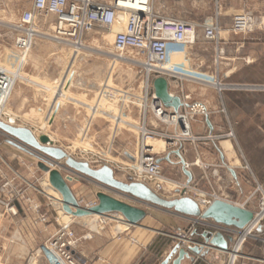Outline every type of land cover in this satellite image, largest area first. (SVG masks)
I'll list each match as a JSON object with an SVG mask.
<instances>
[{"label":"built area","instance_id":"1","mask_svg":"<svg viewBox=\"0 0 264 264\" xmlns=\"http://www.w3.org/2000/svg\"><path fill=\"white\" fill-rule=\"evenodd\" d=\"M4 1L16 6L23 5L26 8L21 11L18 23L13 27V52L17 56V61L11 69L0 68V106L4 105L11 97V93L18 82L16 78L23 71L28 53L34 46L38 34L36 28L42 19L52 15L54 22L51 30L54 33V38L75 46L82 45L81 38L95 27L112 29L118 25L119 28L114 33L112 42L113 50L119 55L130 50L135 51L140 59L134 63L138 65L141 77L144 79L141 97L134 96L127 91L119 92L118 94L122 98L119 116L114 118L107 114L108 117L114 119L115 124L113 127H115L118 124L117 119L121 121L120 116L132 117L130 106L123 104L125 100L127 99L128 104H134V102L129 101L130 99L139 102L137 115H135V120L138 121L137 124L121 122L128 127L129 124L136 126L132 129L137 131L136 153L133 155L131 165L120 168L123 175L131 182L144 184L153 193L167 200L186 196L189 192L200 196L202 194L201 198L193 199L201 212H204L215 200H222L246 209V202L242 205L233 203L220 191L204 193L191 183L187 185L185 182V185L181 184L184 186L179 185L175 188H169L167 184L169 182L172 184L174 181L164 177L163 164L169 165L168 163H171V160L168 157V161H158L164 158L162 157L163 153H170L175 150L181 151L183 143H195L200 140L198 136L193 135L191 124L196 122L194 119L197 115L207 116L209 111L202 102L191 101L187 103L185 100L190 99L189 95L185 96V100H182L184 105L178 112H174L172 108L164 107L161 101L156 100L152 86L153 80L162 76L164 78L172 77L180 82L192 81L198 85H209L218 94L224 89V85L221 84L215 74H203L185 69V66L181 64L169 70L164 68L165 65L171 64L175 56L184 55L188 47L194 43L196 39L194 25L182 20L168 19L157 15L150 0H108L105 3H100L97 0H0V5ZM253 25L254 21L249 15H236L232 20L231 30L235 33H245L250 31ZM202 35L205 41L215 43V50L220 51L217 0L214 20L203 25ZM114 97V90L104 85V89L96 96L97 102L95 104L99 106L101 101H108L113 106ZM87 129L88 127L80 129V141H84L88 137ZM209 138L212 139V137ZM154 141L163 142L164 148L162 151L156 152L149 146V143ZM78 152L86 156H94L92 151L78 150ZM85 161L91 168L96 167L97 169L106 165L111 169H119L118 163L109 162L102 158L93 161L88 157ZM95 163L98 165L93 166ZM195 163L198 164V160ZM184 167L188 170L190 164L185 162ZM234 181L237 185L239 184L236 179ZM257 190L264 197L262 187L258 185ZM16 201L27 204L35 215L37 222H47L48 215L42 212L37 202L21 196V191L14 179L3 181L0 185V206L3 207L4 213L15 215L14 203ZM134 201L141 203L137 200ZM77 202L84 209L92 208L98 204V200H90L85 203L79 199ZM258 214L254 213L253 221L244 230L216 224L212 220H204L200 217H188L193 221V224L207 227L213 234L203 235L199 238L197 235H192L191 229L188 233L175 232L169 237L173 239L174 246L177 249L182 248L188 252L190 248L198 249V255L204 257L207 264H264V235L253 234L254 231L257 233L263 232L261 222H264V217L255 224L249 235H243L247 228L253 224ZM109 216L111 215L97 216V218L103 224V220ZM117 216L114 218L126 228L124 231L115 229L114 235L125 234L129 227H136L128 225L121 215L118 214ZM217 233L222 234L227 241L225 250L210 243V240ZM77 242L78 238L71 229L70 223H62L55 233L40 245L35 256H42L47 264H86V260L76 253ZM130 242L136 244L134 239H130ZM258 243H262L259 248H257ZM143 248L145 249L144 246ZM254 249H258L262 256H256Z\"/></svg>","mask_w":264,"mask_h":264},{"label":"rangeland","instance_id":"2","mask_svg":"<svg viewBox=\"0 0 264 264\" xmlns=\"http://www.w3.org/2000/svg\"><path fill=\"white\" fill-rule=\"evenodd\" d=\"M97 1L100 3L108 2V0ZM198 2L200 3L197 4ZM170 3L171 4L167 7V9L171 15L175 16V18H178L176 20H182L186 22L188 21V19H193V16L196 13L199 14L198 11H201L202 9L203 11L208 10L211 20H214L216 13V0H171ZM217 3L219 8L220 27V17L222 13L221 0H217ZM24 8H26V6H16L7 1H4V3L0 5L1 68L11 69L14 63L17 61V56L13 52V27L18 23L20 13ZM242 14L249 15L253 19L254 25L250 31L239 33L238 35L249 40L250 43L254 45L252 49L255 53L264 55V20L256 18L257 15L251 14L248 11ZM53 22L54 17L50 15L46 19H42L37 26L36 30L38 34L35 39L34 46L28 53L26 65L23 71L18 74L16 78L20 83L18 85L24 84L21 82L22 80L39 82L37 79L33 78L31 71L38 72L47 70L48 68L50 70L51 68V70H58L59 76H62L65 73L69 74L73 72L93 73L94 76L97 77V81L95 82V89L97 92L96 96L101 92V90L104 89V85L110 87V89H113L115 94L112 102L113 106H111L108 101H101L98 106V104H95L97 102L96 98L92 102L86 104L88 113H91V115L96 117L98 120L104 121L107 125V129L101 128L108 131L105 136V143L98 145V139H96V136L93 137L92 129L88 128V137L84 139V141H80L78 139L71 144H64V147L61 149H65L64 151L68 153L72 158L81 162H86L85 160L90 157L93 161H96L98 158H102L109 162L118 163L119 169L112 168L114 177L123 183H130L131 181H129L123 175V171L120 168H124V166L132 164L133 155H135L137 149V131L132 129L136 128V126H131V124H129V128L127 125L121 122L124 121L132 124H137L138 121L135 120V115H137V105L139 104V102L130 99L129 101L134 102V104H128L129 102L127 101V99L125 100L123 104L128 105V107L130 106V113L132 114V117L128 118L125 115L120 116L121 121L117 119L116 122L118 124L115 127H113V125L115 124L114 119L108 117L106 114H109L114 118L119 116L120 107L122 106V98L118 94L119 92L127 91L134 96L141 97L140 94L144 84V79H142L141 77V71L138 65L132 64L133 62L139 60L140 56L137 55L135 51L131 50L123 53L122 55L117 54L113 50L112 42L114 33H116L119 28V26L117 25L112 29L95 27L91 32L84 35L81 38V44L87 48L86 50L79 51L76 55V58L72 60L74 49L71 45L57 42L58 40L54 38V33L51 30ZM203 43L209 46V51L201 55V57L203 58V62L212 66L211 74H215L218 76V80L222 85H224L225 89L228 85H226L227 83L219 78L218 69L222 55L219 53L220 51L215 50V43L208 41H205ZM3 54L9 55L10 61H4L2 56ZM117 56L127 57L130 61H132V63H128L125 61L121 62L123 60L119 61V57ZM113 59L115 61H113ZM168 67L169 69H171L170 65H168ZM243 72H245L246 77L242 79L240 86H238L239 89H241L240 92H225L227 94L226 96H224V89L220 94H218V92H216L211 86L206 85L211 89L199 87V89L195 90V88H193V95L190 101L204 103L207 106L208 111H215L213 107H217L219 109V115L221 116V123L224 125L219 130L220 135H226V138L230 139L233 144H235L236 142L239 146L238 148H240L239 150H241H238L239 161L236 163V165L241 164V168L239 169L242 175L238 176L239 184H236V182L234 181L235 179L233 180L231 176L226 172L227 170H224V174H220L217 170H214L213 172L215 173L216 171V173L214 174L215 176L213 175L214 178H210V185L216 191H210L208 193L220 191L224 195H226L233 203L242 205L246 202V209L254 213H259L262 208L261 204L264 200L262 193L257 190L259 185L264 191V180H262L261 176V172H264V63H261L259 67H256L252 70ZM46 86L51 91L52 89L55 90L54 86ZM17 87L18 86L16 85L14 93H16ZM24 87L29 86L26 85ZM200 89L203 90L201 91ZM51 91H49V94H47L51 95ZM56 93L62 95L61 91H57ZM13 96L14 95L9 98L6 107L2 110L0 120L15 127H22L23 122H20L16 119L18 113L12 109L11 101L13 99ZM221 99L224 104L223 106L221 105ZM32 115H36L37 117L42 118V116L38 114ZM196 119L198 120V115L194 120ZM250 120H252L254 126H251ZM22 121L26 120L23 118ZM27 129H29L36 138L41 135H46L48 137L50 136L53 139L57 138V135H52L53 131L49 127L42 126L40 127V129ZM50 137L49 139L52 142V139ZM53 145L56 147L59 146V144L55 145L54 143ZM78 150H88L89 152L92 151V154L94 156H86L80 154ZM230 151L232 153V150ZM63 164L64 162H60V165H55V169L59 170L64 176L69 175L68 171L62 167ZM96 165L98 164H93V166ZM163 165L164 177L168 180L174 181L172 182V184L170 182L167 184L169 188H175L176 186L178 187L179 185L185 183V176H183L182 174V166L179 163L175 167H171L166 163H164ZM198 165L202 166L204 165V162L201 161L200 163L198 161ZM94 169H96V167H94ZM257 171L259 172V174L256 173ZM45 175L46 174L39 169L36 172V177L33 180V186L35 190L34 193L36 195L44 194L47 197L45 198V200L50 203V211L55 210L58 216H60V218L62 219V223H70V227L75 233V230L78 227L80 228V226L76 224L78 220H76V218L68 216L63 211V209H61L55 202H53V196L57 197V195H55V190L51 189L55 194L53 192H47L49 193L48 195L44 191L42 183H45V179H47ZM81 184H85L84 186L87 185L86 182L82 181L78 183L68 184L69 187L72 188V191L77 189L78 193L76 194L78 198L76 200L80 199L85 203L90 200H97L96 194L98 192H104L128 204L135 203L138 206L140 205V208L145 210L146 218L141 223V226H136V228L129 227L127 232H125V234L122 233V235H114L116 232V228L114 227L119 224L114 216L106 217L105 220H103V224H97L96 220L98 218L95 217H90L87 220L89 228L92 229L93 226L94 229L92 230L94 232L98 231L99 233H104L106 230H109V232L111 233V235H109L110 238L115 240L117 244H121V247H126L127 249L138 251L140 255L146 254L147 251L149 252V250L152 249V251L158 254L160 253L162 255V258H164V252H166V250L170 249L174 245V241L171 237H169V235H173L175 232L188 233L192 228V224H190L192 222L189 221L190 219L188 217L177 215L172 210L143 205L128 198L127 196L120 195L116 192L104 189L102 187L96 190L87 185V189L81 192L79 190V186ZM240 185L241 189L239 188ZM206 187L209 189L208 185H206ZM58 195L61 197L59 193ZM52 213L53 212H51V214ZM261 224L263 225V232L257 233L256 231H254V235H264V222H261ZM194 226L198 227L196 224H194ZM121 228H123L122 230H124V227ZM133 230L138 231V233H143L144 235H131L130 232H132ZM79 236L81 235H76L78 239L80 238ZM84 236L85 239H82L79 247L86 246L87 241H89V239L95 235L89 234ZM130 239H134L136 241V244L131 243ZM147 240L153 241V244L152 242L151 244L146 243ZM261 244L262 243H258L257 248H259ZM143 246L145 247V249L143 248ZM254 254L258 257L262 256L258 249H254ZM84 259L86 260V262H88L86 258Z\"/></svg>","mask_w":264,"mask_h":264},{"label":"crops","instance_id":"3","mask_svg":"<svg viewBox=\"0 0 264 264\" xmlns=\"http://www.w3.org/2000/svg\"><path fill=\"white\" fill-rule=\"evenodd\" d=\"M170 2L171 0H150L152 8L157 15L168 19H178L171 15L167 9L171 4ZM221 3L219 53L222 57L218 68L219 78L228 85L223 90L224 93H236L240 92L241 89L238 86H240L242 79L246 77L243 71L259 67L261 63H264V55L255 53L252 49L254 45L249 40L231 30L232 18L248 11L257 15L256 18L264 20V0H221ZM198 12L201 16L196 13L193 19L186 21L195 26L197 34L195 41L188 47L184 55H178L173 58L170 68L173 69L176 65L181 64L185 66V69L211 74L212 66L204 63L201 57L202 54L209 51V46L203 43L205 40L202 35V27L211 21V17L208 10L203 11L202 9ZM2 56L4 61H10L9 55L3 54ZM118 59L119 61L123 60L121 62H127L124 59ZM31 74L39 82H33L28 79V81L22 80L21 82L24 84L18 85L20 83L17 82L16 93H14L15 87L11 93V96L14 95L11 101L12 109L18 113L16 119L23 122L22 127L40 129V127L45 126L51 128L53 131L52 135H57V138L49 137L55 145L59 144V148H63L64 144L68 145L78 140L79 131L83 127L92 129L93 137L96 136L99 141L97 142L98 145L105 143V136L108 131L101 128L107 129V125L104 121L98 120L91 115V113L89 114L86 106V104L96 98L95 82L97 77L93 73L73 72L59 76L58 70H51V68L49 70L48 68L44 71H31ZM166 79L169 93L180 97L182 100H185V96L189 95L190 99L185 100L187 103L191 102L193 88L195 90L199 89V87L211 89L206 85L200 86L192 81L180 82L172 77H167ZM44 84L54 86L55 90H49ZM26 85L29 87H24ZM200 90L202 91L203 89ZM49 91L52 92L51 95H48ZM57 91H61L62 95L57 94ZM221 105H224L222 99ZM213 109L215 111H209L207 116H198V120L196 119V122L191 124L193 135L198 136L200 140L195 143H183L180 151L184 161L190 164L188 171L192 175L191 184L204 193L216 191L210 185V178H214L216 173V171L215 173L213 172L214 170H217L220 174H224V170H227L226 172L231 178L237 181L238 176L242 175L239 169L241 164L236 165L239 161L238 150L240 148H238L239 146L236 142L233 144L230 139H227L226 135H220L219 130L224 125L221 123L219 109L217 107H213ZM32 114L41 115L42 118L40 117V119ZM23 118L26 121H22ZM250 121L251 126H254L252 120ZM209 137H212V139ZM230 150H232V153ZM31 153L33 152L22 151L10 144L8 137L0 132V185L5 180L14 179L21 191V196L37 202L42 212L48 215L47 222L40 223L36 221L35 215L25 203L17 201L14 203L15 215L4 213L3 207L0 206V264H47L40 255L35 256V253L40 245L53 235L62 224V219L57 212L55 210L50 211V203L45 200L47 197L44 194L36 195L34 193L33 180L38 169L36 167L37 160ZM162 157L170 158L171 163L168 164L171 167L178 165L180 160V157L174 151L163 153ZM196 160L200 163L203 161L204 165L196 164ZM256 173L259 174L258 171ZM182 174L185 176L186 182L187 176L183 173V170ZM261 176L262 180H264V172H261ZM80 181L86 182L89 187L96 190L101 187L92 180L79 175H74V180L70 183H78ZM84 185L81 184L79 186L81 192L87 189V185ZM206 185L209 186V189ZM239 188L241 189V185ZM70 189L72 191L71 187ZM72 193L77 199V189L72 191ZM186 196L196 200L197 197L201 198L202 194L200 196L189 192ZM130 204L140 208V205ZM76 220H78L76 224L80 228L78 227L75 230V234L81 235L78 239L76 253L78 256L88 260L86 264H161L176 248L173 245L166 250L164 258H162L160 253L158 254L152 249L149 252L147 251L146 254L140 255L138 251H133V249H127L126 247H121V244H117L115 240L110 238L109 235L111 233L109 230L104 233L94 232L88 226V217H80L76 218ZM99 220H96L97 224L100 223ZM189 221L192 222L190 223L192 224V235H197L200 238L203 235L213 234L209 228L202 225L195 227L193 221ZM130 233L131 235H144L136 230ZM89 234L95 236L89 239L90 242L87 241L86 246L79 247L82 239H85L84 235ZM151 242L153 244L151 240L146 241L148 244H151ZM176 257L177 253L173 254L169 264ZM181 264H207V261L198 253L190 252L189 258L184 259Z\"/></svg>","mask_w":264,"mask_h":264},{"label":"water","instance_id":"4","mask_svg":"<svg viewBox=\"0 0 264 264\" xmlns=\"http://www.w3.org/2000/svg\"><path fill=\"white\" fill-rule=\"evenodd\" d=\"M152 86L156 100L161 101L164 107L172 108L174 112H178L183 107L182 99L169 93L166 78L162 76L155 78ZM0 131L8 137L9 143L13 146L22 151L33 152L31 155L38 161V169L48 175L49 184L62 197L63 211L70 217H103L117 213L130 226H140V223L146 217L145 210L116 199L104 192L96 194L98 200L96 206L88 209L80 207L68 185L74 180V175H79L92 180L102 188L115 191L147 206L172 210L177 215L200 217L238 230H244L254 219L252 211L222 200L213 201L204 212H201L196 202L189 197L181 196L167 200L153 193L144 184L135 182L123 183L114 177V172L109 166L104 165L97 169L91 168L88 163L77 161L61 148L54 146L48 136L41 135L36 138L25 127H15L0 120ZM174 153L180 157L179 164L182 166L183 173L187 176L186 184L188 185L192 182V175L185 169V161L181 157L180 151L176 150ZM162 160L168 161L169 158L165 157L158 161ZM60 162H64L62 167L68 171L69 175L64 176L59 170L55 169V165H60ZM215 235L210 240V243L225 250L227 241L222 234L217 233ZM189 252L198 253L199 250L190 248ZM189 252L182 248H174L172 253L161 264H169L175 253H177V257L171 261V264H181L184 259L189 258Z\"/></svg>","mask_w":264,"mask_h":264},{"label":"bare ground","instance_id":"5","mask_svg":"<svg viewBox=\"0 0 264 264\" xmlns=\"http://www.w3.org/2000/svg\"><path fill=\"white\" fill-rule=\"evenodd\" d=\"M116 29V28H115ZM37 37V36H36ZM57 42H60V41H57ZM60 43H63V44H68V45H71L72 47H73V49H74V54H73V57H72V60H74L75 58H76V55H77V53L79 52V51H81V50H86V48L87 47H85V46H83V45H80V46H75V45H72L71 43H67V42H60ZM112 53V52H111ZM117 57H119V58H121V59H124V60H126L128 63H132V61H130L127 57H124V56H117ZM113 61H115V60H113ZM132 64H136V63H132ZM1 68V67H0ZM164 68L165 69H168L169 70V67L167 66V65H165L164 66ZM1 69H3V68H1ZM60 93V92H59ZM58 93V94H59ZM61 95V94H60ZM9 101V100H8ZM8 101L4 104V105H1L0 106V115H1V113H2V110L6 107V105H7V103H8ZM149 146L150 147H152L153 148V150L154 151H156V152H160V151H162L163 150V148H164V144L163 143H161L160 141H154V142H151V143H149ZM176 151V150H175ZM46 177H47V179H45V183L43 182L42 183V187L44 188V191L47 193V192H53L52 190H54L53 188H52V186L49 184V181H48V175L46 174L45 175ZM52 189V190H51ZM54 193V192H53ZM56 193V194H55ZM54 194L55 195H57V197L56 196H53V202H55L61 209H62V199H61V197L58 195V192L56 191ZM49 193H47V195H48ZM50 196V195H49ZM111 216H117L118 214L117 213H112V214H110ZM91 218L92 217H95V218H97V216H90ZM90 217H88V218H90ZM264 217V202H263V204H262V208H261V211L259 212V214H258V217L255 219V221L253 222V224L250 226V227H248L247 228V230L245 231V233L243 234V235H249L250 233H251V231H252V229L255 227V224L260 220V219H262ZM121 227H124V230H125V227L126 226H124V225H120V224H118L117 226H116V229H117V231H124V230H122L123 228H121ZM92 229H94L93 228V226H92Z\"/></svg>","mask_w":264,"mask_h":264}]
</instances>
